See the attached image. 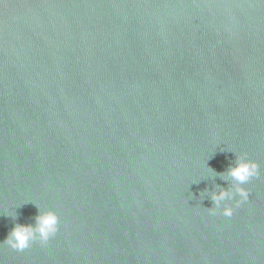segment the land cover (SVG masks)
<instances>
[{
	"label": "water",
	"instance_id": "95a60500",
	"mask_svg": "<svg viewBox=\"0 0 264 264\" xmlns=\"http://www.w3.org/2000/svg\"><path fill=\"white\" fill-rule=\"evenodd\" d=\"M0 264H264V0L0 3Z\"/></svg>",
	"mask_w": 264,
	"mask_h": 264
},
{
	"label": "clouds",
	"instance_id": "9594fccd",
	"mask_svg": "<svg viewBox=\"0 0 264 264\" xmlns=\"http://www.w3.org/2000/svg\"><path fill=\"white\" fill-rule=\"evenodd\" d=\"M259 169V164L248 159L246 153L237 155L234 165L230 166L226 173L220 174L222 178L230 179L231 187L221 189L218 193L211 195L213 206L209 208L210 214L215 215L220 212L225 217H232L234 208L227 202L235 201V207L239 208L249 200L250 193L243 185L258 177L260 175ZM58 231L59 217L57 214L51 210L40 211L35 217L34 225L16 223L3 244L15 251L22 252L36 241H39L41 245H46Z\"/></svg>",
	"mask_w": 264,
	"mask_h": 264
},
{
	"label": "snow or ice",
	"instance_id": "6c2138e0",
	"mask_svg": "<svg viewBox=\"0 0 264 264\" xmlns=\"http://www.w3.org/2000/svg\"><path fill=\"white\" fill-rule=\"evenodd\" d=\"M4 2V0H0V3H3Z\"/></svg>",
	"mask_w": 264,
	"mask_h": 264
}]
</instances>
